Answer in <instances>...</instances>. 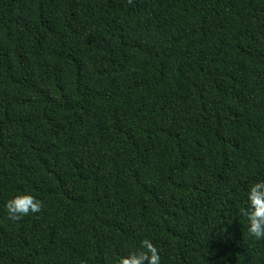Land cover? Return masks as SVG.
I'll list each match as a JSON object with an SVG mask.
<instances>
[{
    "label": "trees",
    "instance_id": "trees-1",
    "mask_svg": "<svg viewBox=\"0 0 264 264\" xmlns=\"http://www.w3.org/2000/svg\"><path fill=\"white\" fill-rule=\"evenodd\" d=\"M0 264H264V0H0Z\"/></svg>",
    "mask_w": 264,
    "mask_h": 264
}]
</instances>
